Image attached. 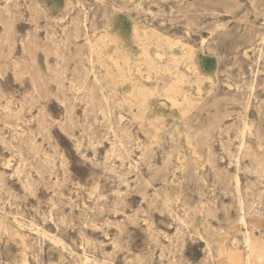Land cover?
I'll return each mask as SVG.
<instances>
[{
  "label": "rangeland",
  "instance_id": "rangeland-1",
  "mask_svg": "<svg viewBox=\"0 0 264 264\" xmlns=\"http://www.w3.org/2000/svg\"><path fill=\"white\" fill-rule=\"evenodd\" d=\"M212 262L264 264V0H0V264Z\"/></svg>",
  "mask_w": 264,
  "mask_h": 264
},
{
  "label": "bare ground",
  "instance_id": "bare-ground-1",
  "mask_svg": "<svg viewBox=\"0 0 264 264\" xmlns=\"http://www.w3.org/2000/svg\"><path fill=\"white\" fill-rule=\"evenodd\" d=\"M120 105V104H119ZM233 113V112H232ZM212 264H213V262H212Z\"/></svg>",
  "mask_w": 264,
  "mask_h": 264
}]
</instances>
